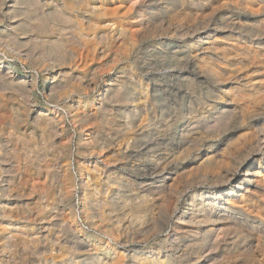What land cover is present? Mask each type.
<instances>
[{"label":"rangeland","instance_id":"1","mask_svg":"<svg viewBox=\"0 0 264 264\" xmlns=\"http://www.w3.org/2000/svg\"><path fill=\"white\" fill-rule=\"evenodd\" d=\"M47 1L36 0L46 13ZM82 1L66 10L72 21L44 23L24 11L5 15L11 0H0V62L28 82L0 79V264H132L151 249L164 256L183 203L212 184L206 173L238 175L252 152L264 164L260 0ZM57 44L60 57L45 53ZM226 108L237 113L223 118ZM40 112L56 130L40 128ZM171 198L168 218L162 205ZM201 263L212 262L192 264Z\"/></svg>","mask_w":264,"mask_h":264},{"label":"bare ground","instance_id":"2","mask_svg":"<svg viewBox=\"0 0 264 264\" xmlns=\"http://www.w3.org/2000/svg\"><path fill=\"white\" fill-rule=\"evenodd\" d=\"M150 1V0H149ZM173 1V0H172ZM171 1V2H172ZM185 1V0H184ZM228 1V0H227ZM236 1V0H235ZM39 2V0H38ZM37 2V3H38ZM41 2V1H40ZM132 2V1H131ZM176 3H171V6L176 8ZM264 7V0L259 1ZM8 3V2H7ZM36 0H11L7 7L5 15H10L18 12H23L30 18H35L40 22L46 23L47 20L53 22L59 20L72 21V18L66 15V10L72 7H80L82 0H48L47 7H51V12L41 10L38 7ZM229 3V2H228ZM252 3V2H251ZM250 3V4H251ZM145 4V3H144ZM184 4V3H183ZM216 4V3H215ZM124 5V4H123ZM159 5V4H158ZM182 5V4H181ZM232 5V4H231ZM252 5V4H251ZM97 6V5H96ZM127 6V5H126ZM247 6V5H245ZM252 7V6H251ZM53 8V9H52ZM195 9V8H194ZM255 9V8H254ZM4 10V9H3ZM247 10V9H246ZM80 11V10H79ZM260 11V10H259ZM178 12V11H177ZM262 12V11H261ZM138 14V13H137ZM246 15V14H244ZM12 16V15H11ZM62 18H58V17ZM147 16V15H146ZM239 16V15H238ZM150 17V16H149ZM148 17V18H149ZM233 17V16H232ZM235 17V16H234ZM253 17V16H252ZM14 18V17H13ZM144 18V17H143ZM170 18V17H169ZM255 18V17H254ZM132 20V19H131ZM168 20V19H167ZM205 21V20H204ZM79 22V21H78ZM147 22V21H146ZM219 22V21H218ZM228 22V21H227ZM255 22V21H254ZM156 23V22H155ZM174 24V23H173ZM11 25V24H10ZM148 25V24H147ZM150 25V24H149ZM156 25V24H155ZM197 25V23H196ZM213 25V24H212ZM16 26V25H15ZM193 26V25H192ZM264 26V25H263ZM4 27V26H3ZM10 27V26H9ZM150 27V26H149ZM205 27V26H204ZM260 27V26H259ZM179 28V27H178ZM206 28V27H205ZM252 28V27H251ZM127 29V28H126ZM153 29V28H152ZM186 29V28H185ZM12 30V29H11ZM146 30V29H145ZM153 31V30H152ZM183 31V30H182ZM181 31V32H182ZM191 31V30H190ZM197 31V30H196ZM261 31V30H260ZM207 32V31H206ZM146 33V32H145ZM191 33V32H190ZM193 33V32H192ZM205 33V32H204ZM173 34V33H172ZM187 34V33H186ZM118 35V34H117ZM189 35V32H188ZM208 35V34H207ZM243 35V34H242ZM20 36V35H19ZM23 36V35H22ZM145 36V35H144ZM181 36V34H180ZM245 36V35H244ZM262 36V35H261ZM28 37V36H27ZM191 37V36H190ZM242 37V36H241ZM238 37V38H241ZM82 38V37H81ZM200 38V37H199ZM206 38V37H205ZM156 39V38H155ZM201 39V38H200ZM217 39V38H216ZM257 39V38H255ZM5 40V39H4ZM16 40V39H15ZM24 40V39H23ZM176 40V39H175ZM183 40V39H182ZM192 40V39H191ZM195 40V39H194ZM187 41V40H186ZM1 42V41H0ZM180 42V41H179ZM40 45L33 37L29 38V44ZM49 43V42H48ZM239 43V42H238ZM253 43V42H252ZM44 44H47L44 42ZM211 44V43H210ZM246 44V43H245ZM94 45V44H93ZM257 45V44H256ZM6 46V45H5ZM80 46V45H79ZM184 47V46H183ZM253 47V46H252ZM247 48V47H246ZM62 47L57 44L51 47L46 54H55L60 57L62 54ZM225 49V48H224ZM195 50V49H194ZM264 50V49H263ZM19 51V50H18ZM199 51V49H198ZM28 58H32L35 53L27 50ZM256 52V51H255ZM17 53V52H15ZM19 54L20 51L18 52ZM194 53V52H193ZM203 53V52H202ZM252 53V51H251ZM259 54V52H258ZM37 55V54H36ZM81 55V54H80ZM248 55V54H247ZM24 56V55H22ZM194 56V54H193ZM254 56V55H253ZM217 57V56H216ZM26 58V57H25ZM34 58V57H33ZM37 58V57H36ZM253 59V58H252ZM22 60V59H21ZM241 60V59H240ZM20 61V60H19ZM221 61V60H220ZM47 62V61H46ZM226 63V62H225ZM0 62V79H2L8 86L27 85L26 80H22L21 76L16 74L14 68H5ZM247 66V63L245 64ZM43 66V65H42ZM187 66V65H186ZM245 66V67H246ZM58 69H56L57 71ZM55 71V72H56ZM214 79H218L219 72L214 67L210 70ZM53 73V72H52ZM229 74V73H228ZM52 75V74H51ZM50 75V76H51ZM78 76V75H77ZM202 76V75H201ZM202 78V77H201ZM204 78V77H203ZM52 81V80H51ZM50 81V82H51ZM244 81V80H243ZM247 81V79H246ZM56 83V82H55ZM73 83V82H72ZM77 83V82H76ZM227 83V82H226ZM236 83V82H235ZM1 84V83H0ZM31 84V83H30ZM59 85V83H58ZM237 85V83H236ZM241 85V84H240ZM81 86V85H80ZM88 86V85H87ZM249 86V85H248ZM68 87V86H67ZM71 87V86H70ZM47 89V88H46ZM62 89V88H61ZM87 89V88H86ZM212 89V88H211ZM4 90V89H3ZM6 90V89H5ZM56 90V89H55ZM227 90V89H226ZM31 91V90H30ZM220 91V90H219ZM55 92V91H54ZM85 92V91H84ZM184 92V91H183ZM109 93V92H107ZM221 94V93H220ZM110 96V95H109ZM245 96V95H244ZM242 97V96H241ZM247 97V96H246ZM249 97V96H248ZM221 100L224 98L221 97ZM230 100V99H229ZM228 100V101H229ZM78 101V100H77ZM103 101V100H102ZM208 101V100H207ZM33 102V101H32ZM72 102V101H71ZM97 102V101H96ZM77 104V103H76ZM144 104V103H143ZM250 104V103H248ZM34 105V104H33ZM60 105V104H59ZM102 105V104H101ZM235 105V104H234ZM75 106V105H74ZM212 106V105H211ZM32 107V106H31ZM241 107V106H240ZM229 108V107H228ZM237 108V106H236ZM247 108V107H246ZM100 109H102L100 107ZM227 109V108H226ZM64 110V109H63ZM114 110V109H113ZM220 110V109H219ZM24 111V110H23ZM22 111V112H23ZM80 111V109H79ZM226 115L223 118H228L235 115L236 110H226ZM63 112V111H62ZM35 113V112H34ZM145 113V112H144ZM253 113V112H252ZM251 114V113H250ZM130 115V113H128ZM191 115V114H190ZM34 116V115H33ZM52 116V115H51ZM66 116V115H65ZM19 117V116H18ZM37 121L40 128L44 131L51 132L56 130L58 124L50 114L40 112L37 116ZM131 117V116H130ZM221 117V118H222ZM243 117V116H242ZM195 118V117H194ZM215 118V117H214ZM67 119V118H66ZM129 119V116H128ZM247 119V118H246ZM99 121V120H98ZM85 123V122H84ZM83 123V125H84ZM21 124V123H20ZM215 124V123H214ZM63 125V124H62ZM60 125V126H62ZM66 125V124H65ZM219 125V124H218ZM209 126V125H208ZM137 127V126H136ZM211 127V126H210ZM209 127V128H210ZM190 128V127H189ZM234 131V130H233ZM259 131V130H258ZM257 131V132H258ZM261 131V130H260ZM128 132V131H127ZM135 132V131H134ZM152 132V131H151ZM22 133V132H21ZM65 133V132H64ZM175 133V132H174ZM180 133V132H179ZM187 133V132H186ZM237 133V132H236ZM184 135V132L181 133ZM259 134V133H258ZM154 135V134H153ZM152 135V136H153ZM226 135V134H225ZM245 135V134H244ZM213 136V135H212ZM243 136V135H242ZM251 136V135H250ZM261 136V135H260ZM92 137V136H91ZM257 137V136H256ZM263 140L258 141L257 150L264 154V136ZM99 138V137H98ZM97 138V139H98ZM245 138V137H244ZM243 138V139H244ZM58 139V138H57ZM154 139V138H153ZM158 139V138H157ZM197 139V138H196ZM259 139V137H258ZM163 140V139H162ZM164 141V140H163ZM196 141V140H195ZM4 142V141H3ZM197 142V141H196ZM246 149L253 148L254 143L251 144L250 138L245 139ZM244 142V143H245ZM207 143V142H205ZM231 143V142H230ZM234 143V142H233ZM228 144V143H227ZM3 145V144H2ZM155 145V144H154ZM206 145V144H205ZM244 145V144H241ZM163 146V145H162ZM175 146V145H174ZM215 146V145H214ZM217 146V145H216ZM238 146V145H237ZM236 146V147H237ZM190 147V146H189ZM242 147V146H241ZM10 148V147H9ZM238 148V147H237ZM27 149V148H26ZM218 149V148H217ZM256 149V148H255ZM219 150V149H218ZM231 150V149H230ZM241 150V149H240ZM6 151V150H5ZM120 151V150H119ZM188 151V150H186ZM167 152V151H166ZM189 152V151H188ZM8 153V152H7ZM207 153V152H206ZM213 153V152H212ZM92 154V153H91ZM181 154V153H180ZM183 154V153H182ZM188 154V153H187ZM257 153H248L243 163L240 165L239 174L233 173L234 170L227 168L225 171L212 172L205 175V181H210L209 187H205L200 192H195L187 199L177 215V223L175 228L178 230L176 237L172 241L167 240L168 252L162 256V251H149L146 258L139 254H133L132 264H192L204 259L205 262H212L210 264H264V164L263 159L258 158ZM206 155V154H205ZM210 155V154H209ZM99 157L101 155H98ZM154 156V155H153ZM164 156V155H163ZM179 156V155H178ZM221 156V155H220ZM237 156V155H236ZM176 157V156H175ZM207 157V156H205ZM209 157V156H208ZM229 157V156H228ZM106 158V157H105ZM223 158V157H222ZM58 159V158H57ZM98 159V158H97ZM155 159V158H154ZM221 159V158H220ZM224 159V158H223ZM259 160V167L255 171L254 164ZM202 160V159H201ZM88 161V160H87ZM104 161V160H103ZM123 161V160H122ZM176 161V160H175ZM187 162V161H186ZM6 163V162H5ZM101 163V162H100ZM115 163V162H114ZM156 163V162H155ZM227 163V162H226ZM104 167L108 164L102 162ZM184 164V163H183ZM200 164V162H199ZM56 165V164H55ZM165 165V164H164ZM163 165V166H164ZM224 165V164H223ZM100 164L94 165L93 171L99 170ZM103 166V165H102ZM118 166V165H117ZM149 166V165H148ZM198 166V165H197ZM196 166V167H197ZM186 167V166H185ZM194 167V166H193ZM207 167V166H206ZM180 168V167H179ZM91 169V168H90ZM162 169V168H161ZM164 169V168H163ZM173 169V168H172ZM179 170V169H177ZM185 170V169H184ZM183 170V171H184ZM187 170V169H186ZM185 170V171H186ZM199 170V169H198ZM165 171V170H164ZM255 171V172H254ZM112 172V171H111ZM114 172V171H113ZM177 172V171H176ZM203 172V171H202ZM110 173V172H109ZM172 173V172H171ZM98 174V173H97ZM129 174V173H128ZM8 175V174H7ZM120 175V174H119ZM118 175V177H119ZM102 176V174H101ZM130 176V175H129ZM159 176V174L157 175ZM200 176V175H199ZM126 177V175H125ZM177 177V176H176ZM88 178V177H87ZM86 178V179H87ZM175 178V177H174ZM6 179V177H5ZM93 179V178H92ZM192 180V178H190ZM194 179V178H193ZM203 179V178H202ZM201 179V180H202ZM173 180V179H172ZM186 181V179H185ZM190 181V180H189ZM188 181V182H189ZM196 180H194L195 182ZM227 184H220L225 183ZM131 182V181H130ZM142 182V181H141ZM187 182V181H186ZM200 182V181H198ZM203 182V181H202ZM166 183V182H164ZM209 183V182H208ZM229 183V184H228ZM133 184V183H132ZM144 184V183H143ZM159 184V183H158ZM171 184V183H169ZM183 184V183H182ZM189 184V183H188ZM184 185V184H183ZM97 186V185H96ZM160 186V185H159ZM156 187L155 190H163L165 194V187ZM172 186V185H171ZM188 186V185H186ZM185 186V187H186ZM194 186V185H193ZM6 187V186H5ZM118 187V186H117ZM170 187V186H169ZM167 187V188H169ZM195 187V186H194ZM95 188V187H94ZM123 188V186H122ZM166 188V189H167ZM171 188V187H170ZM183 188V187H181ZM200 188V187H199ZM15 189V188H14ZM197 189V188H196ZM169 190V189H168ZM178 190V189H177ZM176 190V191H177ZM187 191V190H186ZM145 192V191H144ZM168 192V191H167ZM183 192V190H182ZM141 194V193H140ZM168 195V194H167ZM187 195V194H186ZM166 196V195H165ZM156 197V196H155ZM174 197V196H173ZM149 198V197H148ZM167 198V197H166ZM170 198V197H168ZM164 199V198H163ZM148 200V199H147ZM171 199L163 200L162 207L166 217H170L171 211L168 208H173L174 212L177 209L175 202L170 203ZM131 201V200H130ZM151 201V200H150ZM175 201V199H174ZM177 201V200H176ZM132 202V201H131ZM157 201H154L155 204ZM162 203V200H161ZM118 204V203H117ZM152 204V203H151ZM130 206V205H129ZM99 207V206H98ZM136 207V206H135ZM158 207V206H157ZM5 208V207H4ZM6 209V208H5ZM3 207L1 212L5 211ZM158 210V209H156ZM152 211H154L152 209ZM159 211V210H158ZM84 212V211H83ZM156 211H154L155 213ZM174 212L172 214H174ZM88 213V212H87ZM176 213V212H175ZM7 215V214H6ZM151 215V214H150ZM155 215V214H153ZM2 216V215H1ZM42 218V217H41ZM171 220V219H170ZM153 224V223H152ZM154 225V224H153ZM165 226V225H164ZM151 226H149L150 228ZM148 228V227H147ZM154 229V228H153ZM174 229V228H173ZM152 230V229H150ZM149 231V230H148ZM176 231V230H175ZM152 233V232H149ZM148 233V234H149ZM156 233V232H155ZM146 235V233H145ZM155 235V234H154ZM31 236V235H30ZM33 237V236H32ZM30 238V237H29ZM140 238V236L138 237ZM149 238V237H148ZM34 239V238H33ZM36 239V238H35ZM34 239V240H35ZM136 239V238H135ZM142 239V238H141ZM140 239V240H141ZM144 239V238H143ZM11 242L16 240L13 235L8 238ZM80 240V239H79ZM146 240V238H145ZM38 241V240H37ZM87 241V240H86ZM95 241V240H94ZM3 242V241H2ZM36 242V241H35ZM140 243V241H139ZM143 243V242H142ZM2 244V243H1ZM164 244V243H163ZM138 245V242H137ZM30 246V245H29ZM77 246V245H76ZM91 246V245H90ZM100 246V245H99ZM108 246V245H107ZM7 247V244L4 245ZM8 248V247H7ZM30 248V247H29ZM28 248V249H29ZM79 248V247H78ZM109 248V247H108ZM59 249V248H58ZM81 249V248H80ZM110 249V248H109ZM156 249V248H155ZM94 250V249H93ZM91 251V250H90ZM99 251V250H98ZM113 251V250H112ZM164 251V250H163ZM53 252V251H52ZM144 252V251H143ZM147 252V251H146ZM130 253V252H129ZM134 253V252H133ZM210 253V257H204L205 254ZM7 255V254H6ZM17 255V254H16ZM61 257V256H60ZM124 258L117 256V260ZM131 258V257H130ZM74 259V258H73ZM64 260V259H63ZM62 260V261H63ZM106 261V262H105ZM99 259L102 264H116L115 260ZM111 261V262H110ZM52 260L51 263H53ZM63 261L59 264H64ZM118 262V261H117ZM126 262V261H125ZM50 263V264H51ZM71 263V262H70ZM90 263V262H89ZM95 263V262H94ZM124 263V261H119ZM58 264V263H55ZM99 264V263H98ZM202 264V263H201ZM208 264V263H207Z\"/></svg>","mask_w":264,"mask_h":264}]
</instances>
